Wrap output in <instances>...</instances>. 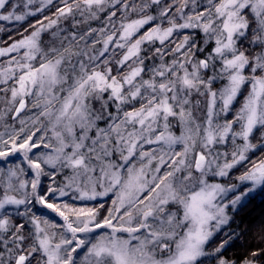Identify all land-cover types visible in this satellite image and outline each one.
Listing matches in <instances>:
<instances>
[{
	"label": "snow or ice",
	"instance_id": "snow-or-ice-1",
	"mask_svg": "<svg viewBox=\"0 0 264 264\" xmlns=\"http://www.w3.org/2000/svg\"><path fill=\"white\" fill-rule=\"evenodd\" d=\"M34 3L18 12L19 0H0V21L22 24L54 0ZM60 3L55 18L0 48L9 57L0 91L18 101L14 119L28 97L38 109L34 130L21 120L8 139L0 135L9 165L0 166V264H229L219 254L231 237L212 251L209 243L230 207L264 194V159L249 156L264 155V0ZM102 13L100 28L59 27ZM41 146L50 151L32 153ZM17 152L30 174L7 159ZM237 166L246 168L238 184L230 182ZM106 197L103 217L96 205L73 203ZM251 255L244 264L261 252Z\"/></svg>",
	"mask_w": 264,
	"mask_h": 264
},
{
	"label": "trees",
	"instance_id": "trees-1",
	"mask_svg": "<svg viewBox=\"0 0 264 264\" xmlns=\"http://www.w3.org/2000/svg\"><path fill=\"white\" fill-rule=\"evenodd\" d=\"M25 0H19L20 8L17 9L18 12L23 11V4ZM40 6V0H35V3L31 5L32 9H36ZM62 6L60 0H54L53 5H49L45 8L44 12L37 13L35 16L27 17L26 21L22 24L17 22H7L0 21V48H6L10 46L13 42L22 39L24 36L30 33L31 25L36 23L38 20H43L44 16H49L51 18H55V13L57 7ZM2 11V10H0ZM105 13L101 14L100 20H90L87 23H79L74 26L73 17H69L67 20H62L59 27L64 29V34L69 35L71 32H84L89 27L91 28H100L104 25V17ZM76 21L81 20V17L77 14L74 18ZM47 23V21H44ZM147 27V26H146ZM27 29V31H25ZM55 30V29H53ZM51 40V37L48 33L44 34V41L47 45V42ZM83 42H81L82 46ZM96 47L100 49L102 47L101 44H96ZM97 49V48H95ZM97 49V50H98ZM120 50H117L119 54ZM11 55H15L14 53ZM107 55V54H106ZM118 58V57H117ZM9 57H0V65L6 64ZM115 69L116 65H112ZM12 82H9V86H11ZM4 87V85H0V88ZM246 95V93H245ZM241 97V102H242ZM11 101V92H2L0 91V135H3L4 139H8L9 135L14 133L15 131H19L21 128V120L27 122V128L29 131L34 130L32 124L30 123L31 119L36 116L38 113V109L35 106V98L28 97L26 98V108L14 119L16 116L14 108L17 107L18 101L16 103H10ZM240 105L237 104L238 108ZM11 109V110H9ZM234 115V113H232ZM38 126V125H37ZM176 134H179V128L175 129ZM42 132H37L36 137L38 138L42 135ZM49 135H51L49 133ZM34 138V139H35ZM260 142V133L256 132L253 143ZM55 143V141H53ZM179 147V146H178ZM230 150V149H229ZM49 149H44L42 146L40 148L32 149V153H41L48 152ZM32 153H29L31 156ZM249 156L254 159H264V155L257 152L255 154L249 153ZM35 158V157H33ZM9 161L14 162L15 164H21L23 168H25L28 173H31V169L28 168L26 163H23V155L20 152L9 155L7 158ZM0 166L7 168L9 165L5 164L3 160H0ZM250 166V165H247ZM46 170L51 171V169ZM246 170L244 166H237L234 168L231 173V181L232 183H239L237 179L243 172ZM57 182L63 181V176H57ZM43 188L46 189L49 183V177H42ZM228 183L229 181L226 179L224 181ZM64 200H68V197H64ZM76 204H87L88 206L96 205L99 208L101 213V217L107 215V209L112 207L111 198L106 197L104 200L97 201H74ZM103 203V207L100 208L99 205ZM39 207V206H38ZM49 218L54 219L56 221H60V218L52 213L50 210H43ZM230 221L227 225L223 227V229L217 233L213 240L210 241L208 249L212 251L214 248L218 247L220 242L228 239L230 236L231 239L228 240V243L225 245L222 252L219 254L224 259L229 261V264H244L245 260L253 259L251 253L253 251H260L261 255L256 259V264H264V194H257L253 198L250 199L244 206L238 207L236 210L229 208L228 210ZM61 222V221H60ZM62 223V222H61ZM106 231V230H105ZM126 235V234H125ZM33 264H37V261H33ZM206 264H217L215 257L206 258Z\"/></svg>",
	"mask_w": 264,
	"mask_h": 264
},
{
	"label": "rangeland",
	"instance_id": "rangeland-1",
	"mask_svg": "<svg viewBox=\"0 0 264 264\" xmlns=\"http://www.w3.org/2000/svg\"><path fill=\"white\" fill-rule=\"evenodd\" d=\"M95 48H97V49H98V47H96V45H95ZM17 107H18V105H17ZM22 111H23V110H22ZM22 111H21V112H22ZM230 208H231V207H230ZM61 222H62V221H61Z\"/></svg>",
	"mask_w": 264,
	"mask_h": 264
}]
</instances>
